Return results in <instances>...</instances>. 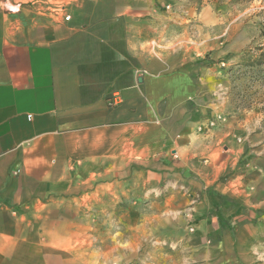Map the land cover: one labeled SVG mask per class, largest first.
Masks as SVG:
<instances>
[{
    "label": "crops",
    "instance_id": "obj_1",
    "mask_svg": "<svg viewBox=\"0 0 264 264\" xmlns=\"http://www.w3.org/2000/svg\"><path fill=\"white\" fill-rule=\"evenodd\" d=\"M193 1L0 0V264H109L69 196L126 176L165 178L166 203L194 210L173 264H264V134L199 130L221 44L190 35L210 13Z\"/></svg>",
    "mask_w": 264,
    "mask_h": 264
},
{
    "label": "rangeland",
    "instance_id": "obj_2",
    "mask_svg": "<svg viewBox=\"0 0 264 264\" xmlns=\"http://www.w3.org/2000/svg\"><path fill=\"white\" fill-rule=\"evenodd\" d=\"M193 2L194 9L205 7L210 13L203 30L192 27L190 35L199 33L205 44H221L218 57H212L214 51L205 55L217 64L221 87L216 111L206 121L247 120L250 132L256 124L264 134V0ZM235 26L242 32H234ZM247 149L246 145L244 154L225 172L226 177L242 170ZM165 183V178L126 176L117 185L97 186L90 181L85 189L71 194L75 201L69 212L75 217L77 233L83 236L81 245H90L98 261L101 251L107 252L109 264L180 261L184 252L175 243L193 231L197 220L194 210L166 203L172 194Z\"/></svg>",
    "mask_w": 264,
    "mask_h": 264
},
{
    "label": "built area",
    "instance_id": "obj_3",
    "mask_svg": "<svg viewBox=\"0 0 264 264\" xmlns=\"http://www.w3.org/2000/svg\"><path fill=\"white\" fill-rule=\"evenodd\" d=\"M68 16H65V19H67ZM219 119V117H218ZM217 120L215 119H210V120H207L203 125L199 126V130L200 131H206L208 129H211L213 128L215 125H216V122Z\"/></svg>",
    "mask_w": 264,
    "mask_h": 264
}]
</instances>
